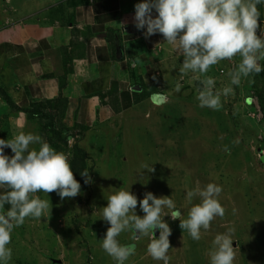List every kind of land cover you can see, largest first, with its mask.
I'll use <instances>...</instances> for the list:
<instances>
[{
  "label": "rangeland",
  "instance_id": "1",
  "mask_svg": "<svg viewBox=\"0 0 264 264\" xmlns=\"http://www.w3.org/2000/svg\"><path fill=\"white\" fill-rule=\"evenodd\" d=\"M42 4L37 0H0V15L10 18L8 9L24 11L26 5L35 9ZM260 25L264 33L261 17ZM239 59L222 61L207 73L214 78L216 90L233 89L221 95L222 107L217 110L197 105L195 88L202 86L185 79L179 98L170 96L139 104L137 112L81 130L66 144L50 140L40 121L26 124L32 134L42 137L69 160L74 155L73 146L83 149L92 183L70 199L61 200L56 193L49 197L38 193L51 202V213L39 220L26 219L14 229L8 264H116L101 247L110 227L102 215L110 195L122 189L130 190L138 200L147 192L157 198L171 197L181 218L186 219L190 208L201 202L196 197L190 203L187 191L209 183L222 187L219 201L225 215L217 217L199 241L182 231L178 219L165 216L172 230L169 264H209L215 236L229 229H234L235 264H264V159L257 156L264 149L260 108L264 72L242 79L240 86L230 85L228 72L235 70ZM260 63L264 65V60ZM136 214L144 215L139 207ZM155 235L159 237V230ZM118 239L121 244L136 245L135 255L125 264H163L147 253L149 237L134 239L125 231Z\"/></svg>",
  "mask_w": 264,
  "mask_h": 264
},
{
  "label": "clouds",
  "instance_id": "2",
  "mask_svg": "<svg viewBox=\"0 0 264 264\" xmlns=\"http://www.w3.org/2000/svg\"><path fill=\"white\" fill-rule=\"evenodd\" d=\"M261 4L264 0H142L134 6L133 26L142 31L145 39L161 35L163 42L183 58L180 80L192 74L193 79L200 81L199 106L217 110L222 107L221 95L226 96L233 89L216 90L214 78L207 75L213 66L240 58L235 70L228 72L232 86H240L242 79L264 72L260 63L264 60V33L260 31L258 8ZM180 90L181 84L177 83L176 91ZM5 149H10L12 155L5 154ZM151 172H154L152 167ZM80 175L85 184L92 183L88 171ZM0 190H3L0 191V264H8L12 258L9 245L14 229L26 219L39 220L51 213V202L41 199L38 193L47 197L56 193L61 200L75 198L81 194V184L67 155L56 151L39 135L21 131L11 139H0ZM221 192L222 187L213 183L187 191L186 199L190 203L196 197L201 202L194 204L187 218L182 219L171 197L157 198L147 192L138 200L130 190H118L108 197L102 211L103 220L110 227L101 247L116 264H125L136 252L134 243L121 244L118 239L128 231L134 239L149 237L147 253L152 259L169 264L172 230L165 216L173 221L178 219L182 231L199 241L212 222L225 215L219 201ZM5 205L9 206L6 210ZM137 207L144 213L143 217L136 214ZM156 230H159L158 238ZM233 233L234 229H229L215 236L208 253L209 264H235Z\"/></svg>",
  "mask_w": 264,
  "mask_h": 264
},
{
  "label": "crops",
  "instance_id": "3",
  "mask_svg": "<svg viewBox=\"0 0 264 264\" xmlns=\"http://www.w3.org/2000/svg\"><path fill=\"white\" fill-rule=\"evenodd\" d=\"M37 1L42 6L0 15V139L31 133L26 124L37 119L25 111L35 106L53 116L62 135L75 138L154 103L155 95L179 98L185 79L202 86L192 74L180 80L183 58L161 35L145 39L133 26L142 0Z\"/></svg>",
  "mask_w": 264,
  "mask_h": 264
},
{
  "label": "trees",
  "instance_id": "4",
  "mask_svg": "<svg viewBox=\"0 0 264 264\" xmlns=\"http://www.w3.org/2000/svg\"><path fill=\"white\" fill-rule=\"evenodd\" d=\"M261 103L260 108L264 117V95H261ZM140 100H143V98H138L139 102ZM7 102L13 106L8 100ZM27 116L29 118L37 119V121H40L41 126L49 136L50 140H56L62 144H66L68 139L73 138L71 135H62L61 132H59L56 129L53 116L50 114L43 113V111L40 110V107H34L32 110L25 111ZM42 122V123H41ZM72 153L74 152L73 158L70 159L71 168L75 174V178L80 182L81 184V191L87 190V185L84 183V178L80 175V173L87 170L86 166V154L83 149L78 147L77 145L72 147ZM77 161H80V164L77 163ZM3 191V190H0ZM8 205H5V210L8 208Z\"/></svg>",
  "mask_w": 264,
  "mask_h": 264
},
{
  "label": "built area",
  "instance_id": "5",
  "mask_svg": "<svg viewBox=\"0 0 264 264\" xmlns=\"http://www.w3.org/2000/svg\"><path fill=\"white\" fill-rule=\"evenodd\" d=\"M257 156L259 157V159H264V149L259 150Z\"/></svg>",
  "mask_w": 264,
  "mask_h": 264
}]
</instances>
